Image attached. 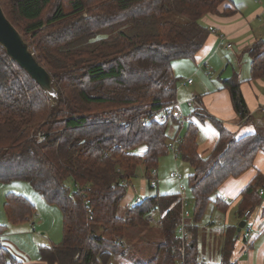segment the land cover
Here are the masks:
<instances>
[{
  "label": "trees",
  "instance_id": "obj_1",
  "mask_svg": "<svg viewBox=\"0 0 264 264\" xmlns=\"http://www.w3.org/2000/svg\"><path fill=\"white\" fill-rule=\"evenodd\" d=\"M8 20L30 43L52 76L57 101L12 61L0 46V182L26 181L62 215V238L38 247L45 264H207L199 256L198 224L209 203L224 218L231 202L216 194L228 178L253 167L264 151V119L252 134L236 137L211 116L217 136L206 156L199 153L197 125L179 133L178 151L192 168L186 186L193 201L182 217L180 192L155 193L123 204L137 169L148 177L166 155L168 123L157 119L177 98L179 77L172 61H194L209 30L202 19L234 12L232 0H0ZM245 52L249 77L219 79L240 122H255L242 94L246 81L264 79V42ZM188 117L205 118L200 96ZM264 108L260 109L264 117ZM259 114V115H260ZM256 119L254 120L253 118ZM264 201V174L256 171L241 189L235 221L226 222L219 262L237 264V225ZM7 221L32 220L35 204L8 192ZM264 212V211H263ZM158 215V226L149 217ZM6 225L0 224V236ZM151 229L155 238L132 253V241ZM182 229V231H180ZM189 236L191 238L189 239ZM0 264H24L0 241Z\"/></svg>",
  "mask_w": 264,
  "mask_h": 264
},
{
  "label": "crops",
  "instance_id": "obj_2",
  "mask_svg": "<svg viewBox=\"0 0 264 264\" xmlns=\"http://www.w3.org/2000/svg\"><path fill=\"white\" fill-rule=\"evenodd\" d=\"M224 6L225 5H221L219 7L218 14H209L202 19L204 26L207 27V29L211 27L212 30H209L208 37L197 53L194 61L189 60L191 63H188L189 72L193 68V72L199 74V83H202V81L204 83V79L206 80L205 76H209V73L206 72V68H212L214 73H218L221 69V72H223L226 69L225 66L230 64V61L236 62L237 64L243 59V57L240 58L239 55L243 56L246 54L248 56L245 49L254 41L261 40L264 42V0H232L234 12L225 16L221 15ZM228 44L230 45L229 47H227ZM233 47L235 51H233V54L230 56L224 55L221 51L232 49ZM249 62L250 58L248 56L247 59L244 60L243 66L239 65L236 68L232 67V70L233 68L238 71L241 70V79H248ZM189 79L190 78L187 80ZM218 80L220 81L219 78ZM191 81L190 84H193V80ZM200 85L194 88L191 96H189L187 92L183 94L181 90L177 92V98L182 102L186 101L185 104L188 106L183 105V111L186 116L185 123L188 119L191 120V118H193L188 117V113L191 111L192 107L187 103L189 100L195 99V97L198 96H200L202 108H204V110H206V108L211 109L214 115H216L213 117H217L216 119L221 121V123L236 137L254 133V127L257 122H260L261 118L264 119V117L261 116L262 114H260V109L264 108V79L246 81L241 85L242 94L250 113L253 114V116L257 115L256 117L258 119L248 124L238 120L236 112L232 109L231 100L229 99L230 95L226 89H223L222 86H217V88H213L212 91L211 88L202 90L203 88L201 89ZM185 123H183L182 128L178 131L179 133H182ZM170 124V128L173 131L172 133L174 134L175 130H177L176 125L174 123ZM256 171H260L264 174V151L261 150L257 152L252 168L237 178H228L218 188L215 196H218L221 200L228 199L227 202H231V209L225 218V222L230 220V218L231 220L235 219L234 208L239 199V193L254 176ZM263 211L264 201L251 211L250 216L252 220H250L253 223L254 229L251 231V237H242V242L239 240L236 242L232 257L236 260L237 264H264ZM19 253L20 254H14L21 259L26 257L25 260H22L24 264H45L37 255L30 257L22 250H19Z\"/></svg>",
  "mask_w": 264,
  "mask_h": 264
},
{
  "label": "rangeland",
  "instance_id": "obj_3",
  "mask_svg": "<svg viewBox=\"0 0 264 264\" xmlns=\"http://www.w3.org/2000/svg\"><path fill=\"white\" fill-rule=\"evenodd\" d=\"M221 51L224 55L230 56L233 54V51H235V48L233 47L232 49H225ZM239 57H243V59L237 64L236 62L230 61V64L225 66L226 69L223 72H221V69L218 73H214L212 68H206V72L209 73V76H205L206 80L204 79V83L202 80V83H199V74L193 72V68L189 72L188 63H191L189 60H173L172 66L174 73L179 77L178 92L181 90L183 94L187 92V94L191 96L194 88L198 87L200 84L202 85V87L200 85V88H203L202 90H208V88H211L212 91L213 88L222 86V83H220L218 80L219 76H221V78H227L230 77L232 73H237L239 77L242 78L240 73L241 70L238 71L234 68L232 70V67L236 68L239 65L243 66L244 60H246L248 56L245 54L243 56L239 55ZM188 78L193 80V84H187ZM177 100L182 104L181 111L184 113L183 105H186V101L182 102L178 98ZM202 112L207 115L205 118H191V120L197 125L198 128L199 153L202 156H206L210 151L211 145L214 144L217 136L214 122L211 119V116L215 117L216 115H214L211 109L207 108L206 110L202 108ZM253 119L255 120L256 117ZM248 123H251V121L247 122V124ZM170 125V123L167 125V133L169 136L173 134ZM258 129H263V126L258 127V125H255L254 132H256ZM258 132L264 134V131ZM155 171L157 173L158 182L155 187L149 188L146 184V177H144L143 171L140 168L137 169L136 176L131 180V185L128 188L129 190H127L126 198L123 200V204H130L137 197H146L155 193L163 194L167 192L179 191L178 183L175 180L168 178L170 172H178L183 178L182 184L185 185L184 192L187 196V207L185 210L188 212V217H190L193 201L190 196V190L186 186L187 177L192 173V168L189 166V164L182 160L181 157L175 158L171 152H168L166 155H163L159 158ZM8 192L22 194L35 204V214L32 220L23 221L16 224H12L7 221L5 212L3 210V202L5 195ZM214 196L215 195H213L212 198H214ZM153 218L156 222L159 221L157 220L159 219L158 215H154ZM249 219L252 220L251 216ZM230 221H235V219L231 220L230 218V220H227L226 222ZM226 222L224 215H222L218 210L214 209L212 203H209L204 216L198 224L197 229L199 242L197 248L199 251V256L207 264H215L219 262V247L222 242V231ZM150 223L152 226H158L157 223ZM0 224L6 225L5 230L0 236L1 243L13 253L20 254L19 250H22L30 257L36 255L38 256V247L40 244L58 243L62 238V215L59 207L56 204L48 203L41 195L36 193L31 185L26 181H13L8 183L0 182ZM253 229L254 226L252 230ZM239 236V241L242 242V236ZM153 238L155 237L151 233V229L147 230L145 232V236L142 239H135L132 241V250H134L132 253H140L146 249L147 243L151 244L152 242H147L148 239ZM190 238L191 236H189V239ZM23 258L24 259H20L25 260L26 257ZM112 262L113 264H116L117 261L113 260Z\"/></svg>",
  "mask_w": 264,
  "mask_h": 264
},
{
  "label": "water",
  "instance_id": "obj_4",
  "mask_svg": "<svg viewBox=\"0 0 264 264\" xmlns=\"http://www.w3.org/2000/svg\"><path fill=\"white\" fill-rule=\"evenodd\" d=\"M0 46L6 55L23 69L33 81L45 92L51 102L57 101V89L50 73L35 57L30 43L14 27L3 12L0 4ZM246 221L243 219L237 225V232L241 233Z\"/></svg>",
  "mask_w": 264,
  "mask_h": 264
},
{
  "label": "built area",
  "instance_id": "obj_5",
  "mask_svg": "<svg viewBox=\"0 0 264 264\" xmlns=\"http://www.w3.org/2000/svg\"><path fill=\"white\" fill-rule=\"evenodd\" d=\"M208 30H212L211 27H209ZM230 45L228 44L227 47H229ZM192 81L189 79L187 80V83L190 84ZM189 106H194L196 103V101H194L193 99L192 100H189L188 103H187ZM181 103L175 99L173 100L171 103L165 105V106H162L160 108V110L157 112V119L160 121V122H167L170 120V118H175V119H179L180 122H184L186 121V116L185 114L181 111ZM264 111V110H263ZM179 142H180V137H179V132L178 133H174L169 142H168V151L171 152L175 158L179 157L180 156V152L178 151V145H179ZM168 178L171 179V180H175L177 183H178V189H179V192L181 194L180 196V199L182 201V212H181V216L182 217H188V212L185 210V208L187 207V202H186V194L184 192V186L182 184V181H183V178L182 176L178 173V172H170L169 175H168ZM146 181V180H145ZM157 173L155 171V169L151 170L150 172V176L148 177V184L151 186V187H155L156 184H157ZM137 201L140 200V197H137L136 198ZM223 201H228V199H223ZM251 215V211L250 210H246L244 212V217H246L247 219L245 220L246 223H245V226L244 228L242 229V233L241 236L243 238H249L251 237V231H252V228H253V225H252V222H250V219H248V217ZM149 221L150 222H154V223H157L158 225L160 224V220L158 222H156L154 220V218L152 216L149 217ZM182 231V229L180 230Z\"/></svg>",
  "mask_w": 264,
  "mask_h": 264
}]
</instances>
